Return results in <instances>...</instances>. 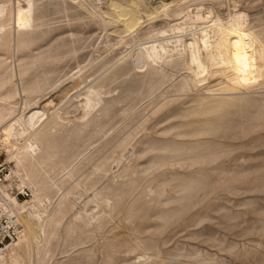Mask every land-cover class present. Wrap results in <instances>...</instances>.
<instances>
[{"label": "rangeland", "instance_id": "1", "mask_svg": "<svg viewBox=\"0 0 264 264\" xmlns=\"http://www.w3.org/2000/svg\"><path fill=\"white\" fill-rule=\"evenodd\" d=\"M7 1L11 23L29 17L31 0ZM203 3L264 30V0ZM183 4L120 38L72 0H34L33 27L2 36L0 264H264V94L130 58Z\"/></svg>", "mask_w": 264, "mask_h": 264}, {"label": "bare ground", "instance_id": "2", "mask_svg": "<svg viewBox=\"0 0 264 264\" xmlns=\"http://www.w3.org/2000/svg\"><path fill=\"white\" fill-rule=\"evenodd\" d=\"M72 1L84 7L89 13L96 15V17L99 18V20H102L107 26L119 22V25L115 26L116 30L114 32H116L120 38L132 35L133 33H135V35L138 34V32L136 33L137 29L142 25H145L144 23H147L146 25H153V23L163 19L164 17L168 18L170 14L173 13L170 11L174 6H176L177 9L178 6L180 7V5L185 2L186 4L188 2H196L197 5L195 6L194 11H186V9H182L181 11L174 13V16H176L174 22L178 21L177 23L169 25V29H156L157 32L154 34V36H152L151 39L146 41L144 44H139L140 46L136 48L134 52H131L130 58L133 60L135 65L134 67H149L150 69L155 70L161 64L168 65L172 62H175L177 59L176 56H178L179 58H183L188 68V73L190 75L189 77L199 83L201 82V84L205 82L210 83L212 82L211 79L215 74L230 70L231 75L233 76L232 80H234L235 85L239 89L237 91L234 90L236 92L231 93L230 95H240L245 98L264 94V30H254L248 22V15L243 11H238L235 5L232 11L233 13L229 10H226L227 14H225L224 17L218 13V11L214 10L212 6H205L206 3L204 4L203 2L206 0H171L168 2L166 0H157L153 6L148 5L146 0ZM210 1L213 2L214 0ZM222 1L223 3H227V5L230 2V0ZM102 4L105 5L106 10H102ZM9 6L10 5L8 4L7 0H0V39H2L4 35L8 33L10 41L9 43H11L13 46L15 33L17 30H28L33 27L31 23L34 20V0H31L27 9L29 17L25 19L17 16L15 21L12 23L9 21ZM14 14L16 16L17 13ZM150 30L149 33L151 32ZM133 37L135 36L133 35ZM150 69L149 71H151ZM157 70L156 72H158ZM146 72H148V70ZM228 78H230V76ZM192 83L194 82L192 81ZM250 99L254 100V98ZM31 157H33L32 154ZM19 208L16 209L19 210ZM18 221H20V219H18ZM21 221L22 222L20 223L22 224L23 235L20 237L23 239L25 244L32 245V242L39 236L40 223H38L34 217L30 216V214H23ZM21 238L20 240H22ZM16 246L18 245L16 244ZM27 247L28 246H26V248ZM22 253L24 252L22 251ZM25 254H27V252Z\"/></svg>", "mask_w": 264, "mask_h": 264}]
</instances>
